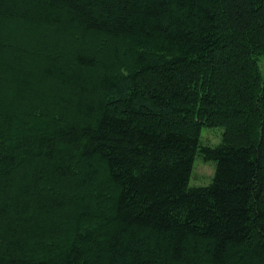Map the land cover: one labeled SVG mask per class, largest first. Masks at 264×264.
I'll use <instances>...</instances> for the list:
<instances>
[{
  "label": "trees",
  "instance_id": "16d2710c",
  "mask_svg": "<svg viewBox=\"0 0 264 264\" xmlns=\"http://www.w3.org/2000/svg\"><path fill=\"white\" fill-rule=\"evenodd\" d=\"M0 264H264V0H0Z\"/></svg>",
  "mask_w": 264,
  "mask_h": 264
},
{
  "label": "rangeland",
  "instance_id": "374dc122",
  "mask_svg": "<svg viewBox=\"0 0 264 264\" xmlns=\"http://www.w3.org/2000/svg\"><path fill=\"white\" fill-rule=\"evenodd\" d=\"M222 128L204 126L201 134L203 144L216 145L221 141ZM216 168L215 160H205L200 154L194 159L190 177V185L209 184L214 176Z\"/></svg>",
  "mask_w": 264,
  "mask_h": 264
}]
</instances>
